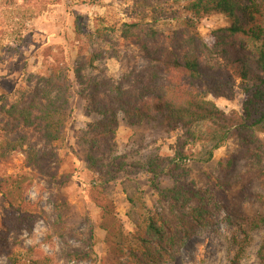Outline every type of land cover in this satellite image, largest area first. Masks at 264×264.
I'll list each match as a JSON object with an SVG mask.
<instances>
[{
  "label": "trees",
  "instance_id": "obj_1",
  "mask_svg": "<svg viewBox=\"0 0 264 264\" xmlns=\"http://www.w3.org/2000/svg\"><path fill=\"white\" fill-rule=\"evenodd\" d=\"M127 1L132 4V17L115 26L89 27L82 17H75L72 65L48 50L38 73L0 97V255L9 264H50L41 255L22 257L10 248L9 237L30 231L38 215L25 200L26 190L39 178H59L62 158L69 154L61 155L59 147L73 100L82 102L92 118L77 145L86 168L98 178L90 196L103 213L101 228L110 236V264H159L192 236V227L210 226L221 212L228 220H240L244 241L264 229V215L245 217L240 209L242 199L252 198L245 193L251 185L258 184L264 191L260 138L264 136V0ZM41 4L17 3L11 13L16 17H8L9 22L24 30L26 22L44 12ZM211 16H222L227 24L202 36L199 24ZM158 18H163L164 28L156 27ZM17 51L18 45L10 43L4 52ZM108 60L118 62L116 76L109 74ZM236 91L241 96L239 112H224L212 101H232ZM120 118L130 129H149L166 138L180 133L173 157L163 158L153 147L158 135L143 133L119 151L115 137ZM230 139L235 148L225 167L221 162L217 165L222 172H232L243 162L237 182L240 194L233 204H228L221 181L212 183L207 177L196 188L179 175L190 161L188 147L198 148L193 156L196 164L211 165L213 153ZM16 152L24 160L19 170L11 171V156ZM138 176L147 178L156 209H147L140 198L144 190L135 185L134 195L139 197L127 193L126 199L133 231L125 235L123 227L115 225L110 185ZM65 183L66 179L57 185ZM53 206L55 234L63 238L74 220L64 217L66 202L56 200ZM239 255L240 251L231 264H239ZM255 260L264 264V241Z\"/></svg>",
  "mask_w": 264,
  "mask_h": 264
},
{
  "label": "rangeland",
  "instance_id": "obj_2",
  "mask_svg": "<svg viewBox=\"0 0 264 264\" xmlns=\"http://www.w3.org/2000/svg\"><path fill=\"white\" fill-rule=\"evenodd\" d=\"M27 0H0V97L8 95L11 91L22 85V80L31 74L39 72L43 55L51 51L61 62L71 66L75 57L76 40L73 34V21L75 17H82L89 27L115 26L122 21L131 19L132 4L127 0H35L45 6L36 19L26 22L24 30H19L8 17L16 4L25 6ZM156 27L164 28L163 18H158ZM15 21V20H14ZM16 23V22H15ZM227 22L222 16H211L199 24V33L202 36L211 30L226 26ZM10 43L18 45L17 53H5V47ZM50 62V61H49ZM108 72L116 76L119 70L118 62L106 61ZM224 112L240 111L241 96L236 91L232 101L223 99L212 100ZM72 112L66 123L65 136L62 141L59 166V178L47 177L35 180L25 192V200L38 211L30 231L21 230L9 237V246L21 253L22 257L35 258L37 255L48 258L50 264H110L112 262V244L110 236L101 228L104 216L92 201L90 191L97 187V176L89 171L83 160V151L77 145L78 137L85 123L92 120L86 115L85 105L73 100ZM148 136L158 135L157 143L153 146L159 150L161 157H173V145L180 133L170 137H163L157 131L149 129H130L126 123L119 119V127L115 143L119 151L123 149L130 138L137 134ZM264 142V136H260ZM235 143L230 139L219 150L213 153L211 165H199L194 162V154L198 150L188 147L190 161L184 163V169L179 171L180 179L192 183L196 188L202 187L209 177L212 183L216 180L224 183L222 189L228 197V204H233L240 194V185L237 184L243 172V162L232 172H222L217 162L225 167ZM11 171H17L24 160L21 152L11 156ZM66 183L58 186L62 180ZM125 182V184H123ZM112 183L110 195L112 210L116 227H123V234L133 231V223L126 216L129 211L127 193L134 195V186L141 187V199L148 210L156 209V197L146 186V177H134L130 182ZM125 190V191H124ZM251 195L250 199L240 201V209L245 217L264 215V191L258 184H253L245 190ZM260 196V201L258 198ZM58 200L66 202L69 207L65 218H72L71 231L59 238L53 226L56 220L54 203ZM103 200V198L101 199ZM102 202V201H101ZM142 212L145 210L141 209ZM2 211L0 209V221ZM234 217L227 219L221 212L206 228L192 227V236L179 247L169 251L168 255L159 264H231L240 251L239 264H256L255 254L259 245L264 241V229L250 234L248 241L240 235L238 223ZM116 227H114L116 229ZM110 231V224L108 228ZM119 238V235H116ZM77 256L79 258H74ZM106 262V260H108ZM0 264H9L6 258L0 255Z\"/></svg>",
  "mask_w": 264,
  "mask_h": 264
}]
</instances>
